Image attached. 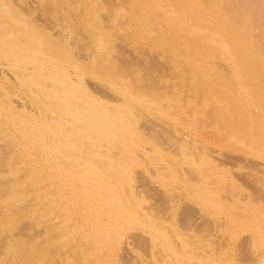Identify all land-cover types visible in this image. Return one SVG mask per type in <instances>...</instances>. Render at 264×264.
Masks as SVG:
<instances>
[{
	"label": "rangeland",
	"instance_id": "374dc122",
	"mask_svg": "<svg viewBox=\"0 0 264 264\" xmlns=\"http://www.w3.org/2000/svg\"><path fill=\"white\" fill-rule=\"evenodd\" d=\"M122 1L124 2V4L122 3ZM134 1L136 2V0ZM235 1L236 0H230L225 5L218 6L219 10L225 11L226 15L228 13L233 17L234 20L235 18L233 9L234 5L236 4ZM129 2L132 3V1L130 0ZM129 2L128 0H116V2L113 0H0V77L2 79V83L5 80V84L7 83V81L11 84H9V87L11 88L8 87V92H10L13 96L12 97L8 92H6V90H4L6 89L4 88L5 85L3 84V86L0 81V87H3V89H0V98L2 104L5 105L3 106L11 108L12 114L14 113L17 116H20L22 115L20 113L26 111H24V106L22 107L21 103L23 105L25 104V107L32 106L34 109L39 108L42 110L45 107V103L50 101L51 105H55L57 108V112L55 109L52 114L53 116L49 115L48 118H51V120H58L60 118L63 122L71 121V119L72 121H74V118H77V115H80V118L78 117L79 120H77V118L74 123L75 126H78V129H65L77 133L68 134L64 137L63 142H61L60 140H51L42 144L39 140H36L37 143H35L36 141L28 136V132L27 135L24 136V133L26 134L25 130L29 131V129H20L24 130V132L21 134V136L23 137H20L22 139L26 138L25 140H23V142L22 140H18L20 138H18L19 134H17V137L16 135L12 136L11 133H14L13 129L5 130V135L7 134L8 137L10 135L12 138H4V135H2L1 133V136L3 137V139H5V141H10H8L7 144L3 139H0V150H3V152H0V156L2 157L3 155V158L0 157V164L15 162L18 164L19 170L22 171V168L24 170L28 169L27 163H33L36 159H38L35 161L36 163L49 161L59 166V171L63 173L64 178L69 176L71 177L68 178L69 180L67 179V189H65V191L62 193V195L64 196L63 200H65V202L68 200L66 203L70 205V202L73 201L71 202L73 208H70L72 210L68 212V215H70L68 217L69 220L65 219L68 216L66 215L67 212L64 213L66 217H64V215L62 214L63 216H59L60 219H57L58 217H56V219H53L55 217L52 216L53 218L51 217L49 220V223L51 222L50 225L52 227L53 225L56 226L59 224H64L65 228L62 237H51V253H54L53 251H56L57 249L60 252L70 255L69 248L79 242V235H71L72 228L75 226L76 216L72 215L74 213L70 214V212H74L75 210L79 211V208H82V205L77 202V198L73 196L74 191L72 190V185L76 183V179H80V177L78 176L83 175V178H88V176L89 178H91V176L92 178L96 176H102L105 179L110 171L109 169H111L112 167L111 165H113V171H111L115 172L113 173L114 178H117V180L121 182V184L116 185L122 190L121 191L119 189L121 193V198L119 197L120 203H124L122 205L123 207H125L126 205L128 206V208L132 207L131 209H129L131 213H133L134 211L135 214L136 212L139 214H136L138 216L137 217L133 213V220H131L133 222L129 221L130 223L128 224V227L132 225L131 227H129V230L132 231L133 229L132 232L146 230L144 234L146 235L145 239L147 242V247L145 252L143 253L144 257L146 256L147 264H151L150 246L152 241L154 240L155 246H161L162 250V255L160 256V261L158 262V264H254L255 262L253 261H255L256 252H264V175L254 172L258 168L264 167H259L255 164L259 160V158L261 159V157L263 160H261V163L264 162V123L262 124V122H264V85H261L262 83L264 84V69L262 68L260 70H257L245 68L243 70V68L240 69L239 64L241 62L243 64H246L247 66L253 67L261 57L262 53L260 52V50H249L248 52L243 53L241 58L240 53L235 54L227 44L225 38L218 37L214 33L213 29H201L199 31L200 36H194V38L192 39V43L195 44L197 40L203 38L207 40L213 51L208 50L207 53L197 52L193 54L192 63H188L184 61V58H182L184 56L183 51L181 52V49L177 46L178 36L172 32L167 34L161 27L162 25H168L171 23V21L175 20V12L170 11L169 16H164L163 9L167 8L168 5H165L162 2L158 3L149 0H138V3L136 4L138 5L140 3L141 5H135V2H133V4H130L131 7L133 5V9L131 8L132 12L134 8L136 10H134L135 12L132 13L131 11H128L130 10ZM197 2L198 0H195V3ZM126 3H128V6H126ZM139 6L142 9H138ZM246 7L247 9L249 8V3L246 4ZM144 8L147 10H145ZM126 10L129 13H127ZM141 10L142 12H140ZM151 12H155L157 16L155 14H152ZM131 13L132 15H130ZM135 13H138V16ZM149 13H151V15ZM139 14L143 17H139ZM137 17H139V19L141 20L139 21ZM155 17L157 18L155 19ZM131 18H134V20ZM143 18L145 20L144 23H142ZM150 18L152 19L151 22L149 21ZM116 19H118L119 21H117ZM260 20L264 21V18H261ZM121 21H124V23ZM210 21L211 24L215 23L214 17H212L211 15ZM157 22H159L158 24L161 25H157ZM235 23L238 25H242L245 22L236 21ZM263 26V24L261 26L259 23L255 22L253 24V30H255L256 27ZM138 27L140 29H138ZM157 28L160 29L157 30ZM153 31H155V33H152ZM157 32L159 35L156 34ZM138 33L140 35H137ZM131 34L135 35V38L134 36L131 37ZM143 35H145V38L143 37ZM136 37H138V39H136ZM120 40L123 42H121ZM153 41L154 43H150ZM134 42H136L137 44ZM162 42H164L165 44H162ZM148 43H150L151 45H148ZM135 44L137 46H135ZM176 46L178 48H176ZM254 70H257L256 73ZM136 75H138V77H136ZM125 76L127 79L125 78ZM135 79L138 81H136ZM184 80L185 82H183ZM138 82L140 83L138 84ZM14 84L16 85V88ZM6 86L8 85L6 84ZM17 88H21L25 96L22 95L23 93L17 96L18 93L21 92ZM32 89H36L38 90L37 92L40 91V93H38L36 96V91H34V95H31L33 94L30 93L32 92ZM11 90L16 91V94ZM151 90L156 93L154 94L152 92V94L156 97L152 96V94H149L151 93ZM154 90H156V92ZM182 90V94L186 95L184 97L180 93L182 92ZM3 91L6 92V94H4ZM185 91H188V95L185 93ZM208 91L214 92V94L211 95V92ZM117 92L120 94V97L117 96ZM133 92H135L136 94H133ZM201 93L206 94H204L203 96V94ZM7 94L10 95V97L12 98L11 100L10 97L7 98ZM15 95L17 97H15ZM136 95H139V97ZM166 95L169 96L167 97ZM173 95H175V99ZM179 95L182 96L179 97ZM206 95H208V97ZM22 96L23 98H21ZM18 97L20 99H23L22 101L24 103ZM27 97H29V103L28 101H26ZM41 97L42 99H39ZM131 97H135L134 99H136L135 101H138V103L135 102ZM189 97L193 103L196 102L197 105L199 104V106L197 107L196 104H193L192 102L190 103L191 100H188V103L185 99H189ZM197 97L199 98L197 99ZM206 97L207 99L211 98L212 102L211 100L209 101V99L208 102L207 99H205ZM137 98L140 99V101L137 100ZM150 98H152L154 101ZM131 100L135 103H131ZM11 101L13 102L10 103ZM15 101H18V104ZM55 101L57 102L55 103ZM58 101L62 104L58 103ZM180 101L182 102L180 103ZM202 101L204 102L201 104ZM50 102H48V104H50ZM124 102L126 103L124 104ZM147 102L149 103V105ZM15 103L16 108L18 107L19 109H14L16 110V112L18 111L17 113L13 110L14 107H10ZM39 103H43V105H40ZM150 103H152L153 105H151ZM9 104L11 105L9 106ZM192 106L194 108H191ZM206 106L208 107V109ZM145 107L148 110H145ZM209 107L212 111H210ZM198 108H201V110L206 109L204 110L205 113L203 110L199 111ZM223 108L225 110H223ZM161 109H163L162 113ZM228 109L231 112L228 111ZM186 110H188V113ZM220 110H223L222 114H220ZM232 110L234 112H232ZM130 111L132 112V114L130 113ZM185 111L187 114H185ZM34 112V114H37L38 116V112ZM140 112H142V114ZM201 112L204 113L205 117H203V114ZM216 112L217 117L215 115ZM224 112L225 114H223ZM226 112H229L231 117L228 116L229 114H226ZM134 113L136 115H134ZM170 113L173 114L171 115ZM194 113L196 115H194ZM209 114L211 116L214 115L213 119ZM251 114L252 116L249 117V115ZM71 115H74L76 117ZM189 115L192 118H189ZM197 115L199 116V119L196 120ZM225 115L227 116L225 117ZM37 116L35 115V119H33L34 121L37 120ZM130 116L131 118H129ZM162 116H164L167 121ZM170 116H173L174 120H172ZM160 117L161 119H159ZM218 117L221 121L218 119ZM170 118L173 121V124L170 123ZM223 118L226 119V121L224 120L225 124L223 122ZM237 118H239V120L241 118V120L239 121ZM192 119L193 123H191V121H188ZM245 119L246 121H244ZM89 120L90 122L96 121L101 125H103L107 121L110 123L119 122L118 124L122 122L123 124L121 123V125L117 127L118 130H105L103 127H101V130L89 129V126L85 127L87 128L85 129L83 127V124L89 123ZM126 120H128V122H124ZM159 120H161L162 122ZM215 121L218 122L215 123ZM219 121L222 123L219 124ZM108 122L106 124L107 126ZM130 122L132 123L130 124ZM181 123L182 125H179ZM238 123H240V125ZM126 124L129 125L127 126ZM184 124L186 126L187 124L189 125L187 127L188 129L185 128L186 126ZM196 125L197 127H195ZM226 125H228V128ZM136 126L139 128H137ZM158 126L160 127L158 128ZM179 126H181L182 129L178 128ZM97 128H100V125ZM184 129H186L187 131H185ZM176 130H178L179 132ZM216 130L218 131L216 132ZM232 130L234 132H232ZM2 132L4 134V129H2ZM205 132L209 133V135ZM128 133L130 135V139H128ZM133 135L135 136V138L133 137ZM136 135L138 139L136 138ZM157 135L160 136L157 137ZM175 135L179 139L176 138ZM14 137H16L17 139H14ZM27 137L29 138L27 139ZM131 138L133 139L132 141ZM171 138H173L172 141ZM235 138L238 140H236ZM13 139L14 141H12ZM183 139L185 141H188L180 142ZM28 140L31 146L26 142ZM202 140L203 142L205 141L204 145L202 144ZM20 141H22L21 144ZM33 141L34 146H32ZM244 141L247 145H250L248 146L250 151L245 148L247 145L244 143ZM38 142L40 143L38 144ZM190 142H192L191 144L193 147L190 146ZM22 143H25V145H22ZM135 143L137 145H135ZM206 143L207 145H205ZM218 143L220 144L218 145ZM243 144H245L244 147ZM251 144H253L255 147L251 146ZM19 145H22V147H20ZM27 145L29 146L26 147ZM177 145H179V147ZM129 146L137 147H135L136 149H133V147L131 148ZM204 146H207V149ZM221 146H223L222 149H219L221 148ZM36 147L38 149L42 148V151H38L37 149V151H35ZM250 147H253L252 150L255 153L251 152L252 150ZM152 148L155 149V151ZM203 148L205 151L203 150ZM189 149H192V151ZM20 150L24 151L26 155L24 152H22L24 153L22 154ZM176 150H178V152ZM182 151L184 152L182 153ZM186 151H189L191 153L188 152L189 154H185L186 156L182 155L186 153ZM194 152H198L199 154H194ZM245 152L251 153L248 156V154ZM197 154L200 155V157H198ZM41 155H45V157ZM68 155L69 157L73 155V158L67 157ZM229 155H236L240 157L231 161L226 158L227 156L229 157ZM99 156L102 160H94V158L98 159ZM183 156L185 157L183 158ZM212 156L215 159H213ZM32 157H34L33 162ZM187 157L190 161L188 160L185 162L183 159H188ZM191 157H193L194 160H192L193 158ZM106 158L108 160H106ZM199 158H201L202 162ZM70 161L73 165H71ZM88 161H90L88 165V167L90 166L89 168L86 166L88 164ZM95 161L101 162L99 164L101 166L99 167L98 163ZM199 161L201 163H199ZM107 163L108 165H106ZM141 163H145L146 166L145 164L142 165ZM223 163L224 166L222 165ZM60 164L63 166H61ZM254 164L256 165L255 167ZM66 165L68 166V168L71 166V168L68 169ZM225 165L231 167V170L228 169V171ZM105 167L109 171L106 170ZM130 167H133L134 169L131 170L132 168L130 169ZM80 168H83V170H81ZM95 168L96 170L94 171ZM197 168L199 171L197 170ZM211 168L214 171L211 170ZM64 169L65 171H70L71 169L72 170L69 173L68 171H66L67 173L64 174ZM87 169L90 170L88 171ZM124 169L127 170V172L130 174H128ZM92 170L94 171V173L90 172ZM100 170H102L101 173ZM130 170L132 172H130ZM140 170H142L144 174H142L143 172L141 173ZM195 170H197L198 172ZM105 171H108V173L105 174ZM157 171L159 175L156 176L155 172L157 173ZM97 172L99 173L98 175H96ZM77 173L79 175H77ZM232 173L234 175H232ZM109 174L110 175H108V177L106 178L114 180V178H110L113 177L112 173L110 172ZM132 174L134 176L136 175L135 179ZM214 174L216 176H214ZM254 174H256V177ZM118 178H120V180ZM131 178H133L134 181ZM126 179L128 183L127 181H125ZM71 180H73L74 182ZM105 184L107 186L109 185V183H106L104 181L105 189L103 188V190L100 192H104V190H106L110 193L111 191ZM139 184H141V186H138ZM118 185H120V187ZM122 185L124 187V190L123 188H121ZM145 186H147V188H150L147 189ZM135 188L136 191L132 190ZM136 192L137 194L135 195ZM142 194L144 196L145 203L143 201L144 199ZM103 195L108 197L109 194L105 193ZM131 196L134 198V200L133 198H131ZM52 197L54 198V195ZM159 197L162 199H160ZM69 199L71 201H69ZM126 199H128L130 202H128V200ZM104 200L109 202L111 198L109 196V201L106 198H104ZM74 202L77 207L74 205ZM141 203L144 207L143 209L138 208ZM103 206L104 208L111 207L112 209H115V207H113L114 205L112 204H110V206H107L106 204ZM74 207L75 210H73ZM138 210L145 212L141 213L140 211L139 213ZM186 210L188 211V214ZM142 214L144 216H142ZM139 216L141 220L139 219ZM145 216H147V218ZM183 216L186 217H184L185 220ZM143 217L146 222H143L144 224H141L145 229H142L141 226H138V224L144 220ZM193 217L194 220L192 219ZM136 218L140 221L137 222ZM134 221H136L137 224ZM148 224H151V227H154V231L151 229V227L150 229L148 228ZM134 226L136 227L135 230ZM147 230H149V232H147ZM150 231H152L151 234L153 236L149 234ZM154 232L157 235H155ZM153 238L156 239L153 240ZM243 244H246V248L248 250L247 258H243L241 256V246ZM57 247H59V249ZM71 264L76 263L74 261Z\"/></svg>",
	"mask_w": 264,
	"mask_h": 264
},
{
	"label": "bare ground",
	"instance_id": "6f19581e",
	"mask_svg": "<svg viewBox=\"0 0 264 264\" xmlns=\"http://www.w3.org/2000/svg\"><path fill=\"white\" fill-rule=\"evenodd\" d=\"M116 2V0H113ZM132 1L129 2V6L130 4H133V2H135L134 0H130ZM141 1V0H140ZM144 1V0H143ZM149 1H155V2H162L163 4L165 5H168L167 8H164L163 9V15L164 16H169L170 14V11H174L175 14H176V18L174 21H171L170 24L168 25H162L161 27L164 29V32H166L167 34L168 33H174L175 37L178 38V47L181 49V52L183 51L184 53V56L182 58H184L186 62H190L192 63V58H193V54L197 53V52H203V53H207L208 50L209 51H213L211 46L209 45V43L207 42V40L201 38L199 40H197V42L195 44L192 43V39L194 38V36H200L199 34V31L201 29H213L214 30V33L218 36V37H223L225 38V40L227 41V44L230 46V48L232 49V51L235 53V54H239L241 55V58H242V54L243 53H246L248 52L249 50L250 51H256V50H260V55L261 57L259 58V60L257 61V63L251 67V66H247L246 64H243L240 62L239 64V67L240 69L243 68V70L245 68H248V69H264V26L263 27H256L255 30H253V24L255 22L259 23L261 26L262 24L264 25V21L260 20L261 18H264V0H236L235 1V5H234V9H233V14H234V18L235 20L233 19L232 16H230L228 13L227 16L225 11H221L219 10L218 6H222V5H225L226 3H228L230 0H198L197 3H195V0H149ZM119 2V1H118ZM117 2V3H118ZM146 2V1H145ZM114 3V2H113ZM116 3V4H117ZM122 3L124 4V2L122 1ZM136 3H138V0H136L135 2V5H137ZM142 3V2H141ZM157 3V4H158ZM249 3V8L247 9L246 7V4ZM121 4V3H120ZM119 4V5H120ZM128 6V3H126ZM140 4V3H139ZM138 4V5H139ZM137 5V6H138ZM141 5V4H140ZM143 5V4H142ZM153 5V4H152ZM164 5V7H165ZM117 6V5H116ZM123 6V5H122ZM125 6V7H126ZM149 6V5H148ZM120 7V6H119ZM118 7V8H119ZM124 7V6H123ZM133 7V5H132ZM131 6L129 7L130 10L128 11H131L132 12V8ZM135 7V6H134ZM142 7V6H141ZM145 7V5H144ZM132 8V9H131ZM137 8V7H136ZM140 8V6L138 7V9ZM148 8V7H147ZM151 8V7H150ZM149 8V10H150ZM137 9V10H138ZM142 9V8H140ZM145 9V8H144ZM126 10V11H127ZM135 10V8H134ZM133 10L132 13H134L135 11ZM147 10V9H145ZM159 10V9H158ZM161 10H162V7H161ZM124 11V10H123ZM127 11V13H129ZM144 11V10H143ZM142 12V10L140 11ZM145 12V11H144ZM143 12V13H144ZM153 12V10H152ZM151 12V13H152ZM132 13L130 15H132ZM139 13V11H138ZM138 13H135L137 16H138ZM142 13V14H143ZM151 13H149L151 15ZM122 14V13H121ZM141 14V13H140ZM139 14V17H143L142 15L140 16ZM146 14V12H145ZM152 14H155L152 13ZM147 15V14H146ZM146 15H145V18H146ZM156 15V14H155ZM161 15V14H160ZM159 15V16H160ZM210 15L212 17H214V22L213 24H211L210 22ZM117 16V15H116ZM126 16V15H125ZM128 16V14H127ZM157 16V15H156ZM162 16V15H161ZM163 16V18H164ZM133 17V16H131ZM139 17H137L139 19ZM150 17V16H149ZM135 18V17H134ZM134 18H131L134 20ZM136 18V19H137ZM148 18V17H147ZM157 17H155L156 19ZM160 18V17H159ZM162 18V19H163ZM154 19V21H155ZM117 21H119L118 19H116ZM128 20H129V17H128ZM141 19H139L140 21ZM144 23V18L142 20ZM150 22L152 21V19L150 18L149 20ZM148 21V22H149ZM164 21V20H163ZM236 21H243L245 22L244 24L242 25H238L236 24L235 22ZM124 23V21H121ZM128 22V21H126ZM131 22V21H130ZM167 22V21H166ZM147 23V22H146ZM159 22H157V25H161V24H158ZM165 23V22H164ZM120 24V22H119ZM151 24V23H149ZM131 25V24H130ZM131 27V26H130ZM149 27V26H148ZM153 27V26H152ZM156 27V26H154ZM122 28V26H121ZM129 28V27H128ZM127 28V29H128ZM134 28V27H133ZM126 29V28H125ZM138 29H140L138 27ZM150 29V28H149ZM160 29V28H157V30ZM123 30V29H122ZM129 30V29H128ZM131 30V29H130ZM137 30V29H136ZM120 31V30H119ZM132 32V31H131ZM136 32V31H135ZM140 32V31H139ZM123 33V31H122ZM134 33V32H133ZM137 33V32H136ZM150 33V32H149ZM152 33H155V31H153ZM158 34V32L156 33ZM137 35H140L139 33ZM153 35V34H152ZM159 35V34H158ZM134 36L135 38V35H132L131 34V37ZM145 35H143L144 37ZM156 36V35H155ZM154 36V37H155ZM162 36V35H161ZM170 37V36H169ZM128 38V37H127ZM126 38V39H127ZM145 38V37H144ZM162 38V37H161ZM172 38V36H171ZM174 38V37H173ZM175 38V39H177ZM136 39H138V37H136ZM155 39V38H154ZM133 40V39H132ZM150 40V39H149ZM161 40V39H160ZM164 40V39H163ZM168 40V39H166ZM165 40V41H166ZM121 41V40H120ZM139 41V40H137ZM123 42V41H121ZM128 42V41H126ZM143 42V41H141ZM158 42V41H157ZM136 43V42H134ZM150 43H154L153 42H150ZM150 43H148V45H151ZM160 43V42H159ZM164 42H162L163 44ZM126 44V43H125ZM128 44V43H127ZM131 44V43H130ZM137 44V43H136ZM135 44V46H137ZM165 44V43H164ZM146 45V44H145ZM170 45V44H169ZM134 46V47H135ZM159 46V45H158ZM163 46V45H162ZM167 46V45H166ZM165 46V47H166ZM175 46V45H173ZM176 46V48H178ZM120 47V46H119ZM131 47V46H130ZM155 47V46H154ZM153 47V48H154ZM160 47V46H159ZM168 47V46H167ZM166 47V48H167ZM175 48V47H174ZM175 48V49H176ZM165 49V48H164ZM152 50H155V49H152ZM179 50V49H178ZM183 61V60H182ZM215 66V64H214ZM256 70V71H257ZM249 71V70H247ZM255 71V70H254ZM255 71V73H256ZM135 72V71H133ZM132 72V73H133ZM261 72V71H259ZM1 73V72H0ZM261 74V73H260ZM130 75V74H128ZM250 75V74H249ZM258 75V74H257ZM212 76V75H211ZM136 77H138V75H136ZM126 78V76H125ZM196 78V77H195ZM256 78V77H255ZM127 79V78H126ZM141 79V78H140ZM144 79V78H143ZM231 79V78H230ZM258 79V78H257ZM4 80V79H3ZM136 80V79H135ZM183 80V79H182ZM191 80V79H190ZM189 80V81H190ZM200 80V79H199ZM0 81L2 83V79L0 77ZM5 81V80H4ZM2 83V85L4 84L6 89V92L9 91L8 87H9V82L7 81V85L4 83ZM138 81V80H136ZM141 81V80H140ZM145 81V80H144ZM194 81V80H193ZM197 81V80H196ZM233 81V80H232ZM254 81V79H253ZM185 82V80L183 81ZM0 83V85H1ZM140 82H138L139 84ZM188 83V81H187ZM194 83V82H193ZM197 83V82H196ZM182 84V83H180ZM185 84V83H184ZM198 84V83H197ZM201 84V82H200ZM3 85V86H4ZM11 85V84H10ZM15 85V84H14ZM13 85V86H14ZM141 85V84H140ZM186 85V84H185ZM184 85V86H185ZM189 85V83H188ZM194 85V84H193ZM192 85V86H193ZM262 86L264 85L263 83L261 84ZM197 86V85H196ZM18 87V86H17ZM147 87V86H146ZM183 87V86H182ZM191 87V86H190ZM194 87V86H193ZM255 87V86H254ZM3 89V87L1 86L0 89ZM11 88V87H9ZM13 88V87H12ZM15 88H16V85H15ZM152 88V87H151ZM157 88V87H156ZM159 88V87H158ZM189 88V86H188ZM196 88V87H195ZM261 88V87H260ZM8 89V90H7ZM19 89V88H17ZM191 89H194V88H191ZM254 89V88H253ZM15 90V89H14ZM14 90H11L13 91V93L16 94V91ZM21 92L18 93L17 96H19V94H22V89L20 88L19 89ZM149 90V89H148ZM180 90V89H179ZM184 90V88H183ZM183 90L182 92H180L181 94L183 93ZM260 90V89H259ZM36 91V93L34 92ZM38 90H33L32 89V92L30 93H33L31 95H34V93L37 94L40 93L37 92ZM156 92V90H154ZM161 91V90H160ZM198 91V89H197ZM213 91V90H211ZM211 91H208V92H211ZM4 92V91H3ZM6 92H4V94H6ZM150 92V91H149ZM152 90H151V93L149 94H152ZM188 92V91H187ZM187 92L185 91V93L187 94ZM204 92V91H203ZM255 92V91H254ZM10 95L11 93L8 92ZM135 92H133L134 94ZM154 93V92H153ZM158 93V91H157ZM162 93V92H160ZM177 93V92H176ZM207 93V92H206ZM204 93V94H206ZM219 93V92H218ZM7 94V98L10 97V95ZM123 94V93H122ZM136 94V93H135ZM156 94V93H154ZM195 94V93H194ZM198 94V93H197ZM203 94V93H201ZM203 94V96H204ZM211 95L214 94V92H211L210 93ZM208 94V95H210ZM260 94V92H259ZM24 95V93L22 94ZM161 95V94H160ZM183 95V94H182ZM182 95H179L182 96ZM188 95V94H187ZM208 95H206L208 97ZM216 95V94H215ZM264 95V94H263ZM6 96V95H5ZM12 96V95H11ZM15 95V97H17ZM25 96V95H24ZM40 96V95H38ZM117 96L120 97V94L117 92ZM139 97V95H136ZM149 96V95H148ZM152 96H155L152 94ZM151 96V97H152ZM167 97L169 95H166ZM174 96V99H175V95ZM177 96V95H176ZM186 96V95H183V97ZM199 96V95H198ZM202 96V98H203ZM217 96V95H216ZM257 96V95H256ZM13 97V96H12ZM43 97V96H42ZM39 98V99H42ZM156 97V96H155ZM159 97V95H158ZM200 97V96H199ZM197 97V99L199 98ZM207 97L205 99H207ZM212 97V96H211ZM5 98V97H4ZM19 98V97H18ZM23 98V96L21 97ZM38 98V97H37ZM45 98V97H44ZM133 98V97H131ZM135 98V97H134ZM133 98V99H134ZM154 98V97H153ZM177 98V97H176ZM188 98V97H187ZM260 98V97H259ZM258 98V99H259ZM12 98L10 97V100ZM20 99V98H19ZM25 99V98H24ZM29 97H27L26 101H28ZM50 99V98H49ZM123 99V98H121ZM152 99V98H150ZM156 99V98H154ZM160 99V98H159ZM163 99V98H162ZM161 99V100H162ZM170 99V98H169ZM183 99V98H182ZM181 99V100H182ZM185 99V98H184ZM209 99V98H208ZM207 99V101H208ZM215 99V98H214ZM218 99V98H217ZM216 99V100H217ZM21 101L23 99H20ZM45 100V99H44ZM47 100V98H46ZM126 100V99H125ZM129 100V99H127ZM136 99H134L135 101ZM137 100L140 101V99L137 98ZM153 100V99H152ZM157 100V99H156ZM188 103L189 101L188 100H191L190 97L189 99H185ZM211 100V98L209 99V101ZM14 101V100H13ZM13 101H11L10 103H12ZM25 101V100H24ZM43 101V100H42ZM123 101V100H121ZM145 101V100H144ZM149 101V100H148ZM154 101V100H153ZM194 101V100H193ZM196 101V100H195ZM201 101V100H200ZM199 101V102H200ZM205 101V100H204ZM202 101L201 104L204 102ZM208 101V102H209ZM215 101V100H214ZM17 102L18 104V101H15ZM23 102V101H22ZM46 102V101H45ZM50 102V101H48ZM48 102L45 103V107L44 109H34L32 106H31V103H30V106H27L25 107V104L23 105L21 102V105L22 107L24 106V111L28 109V111L26 112H23V113H20L22 115H15L14 113L12 114L11 113V108L9 107H4L5 105L2 104V101H1V98H0V136H1V133L2 135H4V138L5 137H8L7 134L5 135V130H10V129H13L14 133L12 132V136L13 135H16L17 137V134H19L18 138L21 136V134L24 132L25 129H29L28 130H25L26 134L24 133V136L27 135V132H28V136L31 138V139H34V141H40L42 144L48 142V141H51V140H56V141H61L63 142L64 141V137L67 136L68 134H72V133H77V132H71V131H68V130H65V129H78V126H75L74 123H75V120L79 117L80 118V115L78 116L77 115V118H74L75 120L72 121H62L60 118L58 120H51V118L49 119V115L51 116L54 112V110L56 109V112H57V108L55 105H51V102L50 104H48ZM57 101H55L56 103ZM133 101L131 100V103ZM138 103V101H135ZM133 102V103H135ZM162 102V101H161ZM177 102V101H175ZM182 101H180L181 103ZM192 102V100L190 101V103ZM206 102V103H208ZM212 102V100H211ZM210 102V103H211ZM5 103V102H4ZM24 103V102H23ZM29 103V101H28ZM53 103V104H55ZM58 103H61L58 101ZM57 103V104H58ZM126 102H124L125 104ZM148 103V102H147ZM154 103V102H153ZM171 103V102H170ZM193 103V102H192ZM216 103V102H215ZM220 103V102H219ZM218 103V104H219ZM40 105L43 103H39ZM62 104V103H61ZM123 104V103H122ZM130 104V103H129ZM144 104V103H143ZM151 105H153L152 103H150ZM164 104V102H163ZM172 104V103H171ZM193 104H196L197 103H193ZM212 104V103H211ZM4 105V106H3ZM11 104H9L10 106ZM28 105V104H26ZM60 105V104H59ZM138 105V104H136ZM135 105V107H136ZM149 105V103H148ZM170 105V104H169ZM184 105V104H183ZM186 105V104H185ZM205 105V104H204ZM203 105V106H204ZM207 105V104H206ZM209 105V104H208ZM220 105V104H219ZM64 106V105H63ZM124 106V105H123ZM174 106V104H173ZM178 106V104H177ZM182 106V104H181ZM191 106V105H190ZM199 106V104L197 105V107ZM217 106V105H215ZM10 107H14V109H18V107L16 108V103L13 105V106H10ZM21 107V108H22ZM65 107V106H64ZM63 107V108H64ZM139 107V106H138ZM137 107V109H138ZM141 107V106H140ZM147 107V106H146ZM145 107V110H148L146 109ZM201 107V106H200ZM207 107V106H206ZM214 107V106H213ZM212 107V108H213ZM220 107V106H219ZM227 107V106H226ZM231 107V106H230ZM20 108V109H21ZM26 108V109H25ZM172 108V107H170ZM183 108V107H182ZM186 108V107H184ZM191 108H194L193 106ZM234 108V107H233ZM246 108V107H245ZM23 109V108H22ZM62 109V108H61ZM124 109V108H123ZM131 109V108H130ZM143 109V108H141ZM208 109V107H207ZM210 109V107H209ZM215 109V108H214ZM16 110H14L16 112ZM19 110V109H18ZM122 110V108H121ZM161 113L163 112V109H161ZM198 110L200 111L201 108ZM203 111L206 110V109H202ZM201 110V111H202ZM216 110V109H215ZM219 110V109H218ZM223 110H225L223 108ZM222 110V111H223ZM227 110V109H226ZM34 111H37L38 112V116L37 114H34L35 112ZM124 111V110H123ZM128 111V109H127ZM141 111V110H140ZM158 111V110H157ZM160 111V110H159ZM174 111V110H173ZM187 113H188V110H186ZM185 111V114H187ZM192 111V110H190ZM189 111V112H190ZM197 111V112H199ZM208 111V110H207ZM210 111H212L210 109ZM221 111V110H220ZM222 111L220 114H222ZM228 111H230L228 109ZM18 112V111H17ZM16 112V113H17ZM21 112V111H19ZM139 112V111H138ZM155 112V111H154ZM231 112V111H230ZM232 112H234L232 110ZM125 113V112H124ZM130 113L132 114V112L130 111ZM142 114V112H140ZM145 113V112H144ZM153 113V112H152ZM151 113V115H152ZM165 113V111H164ZM168 113V112H167ZM202 113V112H201ZM205 113V111H204ZM203 114V117H205V115ZM210 113V112H209ZM215 113V112H214ZM213 113V114H214ZM229 114V112H226V114ZM246 113V112H245ZM60 114V112H59ZM171 114V113H170ZM173 114V113H172ZM171 114V115H172ZM199 114V113H198ZM201 114V115H202ZM225 114V112L223 113ZM234 114V113H233ZM35 115L38 117L36 121H34L33 119H35ZM126 115V114H125ZM129 115V113H128ZM134 115H136L134 113ZM147 115H148V112H147ZM146 115V116H147ZM150 115V114H149ZM169 115V114H168ZM194 115H196L194 113ZM193 115V116H194ZM210 115V114H209ZM207 115V116H209ZM216 117H217V112H216ZM236 115V113H235ZM244 115V114H243ZM53 116V115H52ZM71 116H74V115H71ZM82 116V115H81ZM86 116V115H85ZM83 116V117H85ZM88 116V115H87ZM167 116V115H166ZM186 116V115H185ZM206 116V117H207ZM214 116V115H213ZM213 116L210 115V117H212L213 119ZM227 115H225L226 117ZM230 116V114L228 115ZM239 116V115H238ZM242 116V115H241ZM248 116V115H247ZM252 116L249 115V117ZM57 117H60V116H57ZM76 117V116H74ZM126 117V116H125ZM134 117V116H133ZM132 117V118H133ZM164 117V116H162ZM171 117V116H170ZM202 117V118H203ZM231 117V116H230ZM73 118V117H72ZM79 118L77 120H79ZM82 118V117H81ZM131 118V116L129 117ZM145 118V117H144ZM153 118V117H152ZM158 118V116H157ZM165 118V117H164ZM172 120H174V117L172 116L171 117ZM170 118V120H171ZM189 118H192L190 117L189 115ZM195 118V117H194ZM201 118V117H200ZM236 118V117H235ZM242 118V117H241ZM240 118V120H241ZM246 118V117H245ZM70 119V117H69ZM125 119V118H124ZM161 119V117L159 118ZM166 119V118H165ZM199 119V116L197 115V118L196 120ZM216 119V118H215ZM219 119V117H218ZM231 119V118H230ZM233 119V118H232ZM239 120V118H237ZM254 119V118H253ZM260 119V118H259ZM86 120V119H85ZM93 120V119H92ZM171 120L168 121L170 123H172L173 121ZM220 120V119H219ZM226 119L223 118V122L225 124V121ZM229 120V119H228ZM234 120V119H233ZM239 120V121H240ZM251 120V119H250ZM122 121V120H121ZM161 121V120H159ZM167 121V119H166ZM188 121H191V123H193V119L192 120H188ZM221 121V120H220ZM219 121V122H220ZM246 121V119L244 120ZM242 121V122H244ZM257 121V120H256ZM89 123H86V124H83V127H88L89 129H102L101 127H103L105 130L106 129H117L118 130V126L121 125L118 124V123H110L108 122V126L106 125L107 122H105L103 125L97 123L96 121H93V122H90V120L88 121ZM124 122H128V120L124 121ZM135 122V121H134ZM139 122V121H138ZM141 122V121H140ZM146 122V121H145ZM162 122V121H161ZM164 122V121H163ZM200 122V120H199ZM218 122V121H217ZM215 121V123H217ZM236 122V121H235ZM79 123V122H78ZM132 122H130L131 124ZM160 123V122H159ZM222 122H220L219 124H221ZM227 123V122H226ZM247 123V122H246ZM264 122H262L263 124ZM123 124V123H122ZM136 124V123H135ZM134 124V125H135ZM139 124V123H138ZM144 124V123H143ZM147 124V123H145ZM158 124V122H157ZM173 124V123H172ZM198 124V123H197ZM235 124V123H234ZM237 124V123H236ZM240 125V123H238ZM100 125V128H97L98 126ZM127 126L129 124H126ZM179 125H182L179 124ZM185 125V124H184ZM190 125V123H189ZM187 124V126L185 128H187L189 126ZM193 125V124H192ZM195 125V124H194ZM199 125V124H198ZM229 125V124H228ZM228 125L227 128H228ZM232 125V124H231ZM230 125V126H231ZM107 126V127H106ZM144 126V125H143ZM200 126V125H199ZM214 126V125H213ZM218 126V125H217ZM216 126V127H217ZM229 126V127H230ZM244 126V125H243ZM242 126V127H243ZM248 126V125H247ZM253 126V125H252ZM258 126V125H257ZM126 127V126H125ZM137 127V126H136ZM150 127V126H149ZM160 126H158L159 128ZM169 127V126H168ZM183 127V126H182ZM191 127V126H190ZM197 127V125L195 126ZM215 127V126H214ZM237 127V125H236ZM264 127V126H263ZM128 128V127H127ZM139 128V127H137ZM145 128V127H144ZM157 128V127H156ZM178 128H181V126H179ZM184 128V127H183ZM202 128V127H201ZM209 128V127H208ZM226 128V129H227ZM241 128V127H240ZM246 128V127H245ZM2 129H4V134L2 132ZM20 129H24V130H20ZM30 129H37V130H30ZM87 129V128H85ZM123 129V128H122ZM125 129V128H124ZM182 129V128H181ZM188 129V128H187ZM205 129V128H204ZM219 129V128H218ZM231 129V128H230ZM239 129V127H238ZM237 129V130H238ZM258 129V128H257ZM128 130V129H126ZM130 130V129H129ZM137 130V129H136ZM143 130V128H142ZM160 130V129H158ZM164 130V129H163ZM173 130V129H172ZM185 131H187L186 129H184ZM183 130V131H184ZM224 130V129H223ZM243 130V129H241ZM245 130V129H244ZM256 130V129H255ZM261 130V129H260ZM109 131V130H108ZM107 131V132H108ZM162 131V130H160ZM178 131V130H176ZM192 131V130H191ZM191 131H188V132H191ZM213 131V130H212ZM218 130H216L217 132ZM220 131V130H219ZM235 131V129H234ZM232 130V132H234ZM239 131V130H238ZM11 132V131H10ZM151 132V131H150ZM157 132V131H156ZM159 132V131H158ZM179 132V131H178ZM208 132V131H207ZM205 132V133H207ZM221 132V131H220ZM230 132V131H229ZM30 133V135H29ZM111 133V132H110ZM113 133V132H112ZM135 133V132H134ZM132 133V134H134ZM177 133V132H175ZM203 133V131H202ZM225 133V131H224ZM237 133V132H236ZM257 133V132H255ZM131 134V133H130ZM137 134V133H136ZM148 134V133H146ZM164 134V132H163ZM179 134V133H177ZM189 134V133H188ZM209 135V133H207ZM211 134V133H210ZM213 134V133H212ZM218 134V133H216ZM222 134V132H221ZM242 134V133H240ZM245 134V133H244ZM162 135V134H161ZM204 135V133H203ZM223 135V134H222ZM221 135V136H222ZM230 135V134H229ZM237 135V134H236ZM128 139H130V135L128 133ZM139 136H140V133H139ZM142 136V134H141ZM156 136V134H155ZM160 136V135H157V137ZM178 136V135H177ZM192 136V135H190ZM224 136V135H223ZM10 139L12 138L10 135H9ZM8 137V138H9ZM16 137H14V139H17ZM23 137V136H21ZM20 137V138H21ZM27 137V139L29 138ZM133 137L135 138V136L133 135ZM132 137V138H133ZM165 137V136H164ZM167 137V136H166ZM172 137V136H170ZM176 137V135H175ZM186 137V136H185ZM210 137V136H209ZM214 137V136H213ZM225 137V136H224ZM243 137V135H242ZM18 139V140H25L24 138L22 139ZM131 138V141L133 140ZM136 138H137V135H136ZM141 138V137H140ZM139 138V140H140ZM174 138V137H173ZM171 138V141L172 139ZM178 138V137H176ZM195 138V137H194ZM220 138V137H219ZM233 138V137H232ZM237 138V137H236ZM235 138V139H236ZM1 140L3 139V137L1 136L0 138ZM14 139L12 141H14ZM138 139V138H137ZM179 139V138H178ZM191 139V137H190ZM222 139V138H221ZM227 139V138H226ZM0 140V142H1ZM4 142H8L10 140H6L3 139ZM147 140V138H146ZM168 140V138H167ZM176 140V139H175ZM195 140V139H194ZM218 140V139H217ZM231 140V139H230ZM238 140V139H236ZM17 141V140H16ZM20 141V144L21 142ZM31 141V140H30ZM34 141H33V145L34 146ZM37 141L35 143H37ZM69 141V140H68ZM129 141V140H128ZM174 141V140H173ZM185 141L184 139L180 142H183ZM188 141V140H187ZM185 141V142H187ZM190 141V140H189ZM193 141V140H192ZM198 141V140H197ZM216 141V140H215ZM240 141V140H239ZM246 141V140H245ZM244 141V143H245ZM24 142V141H23ZM28 144L30 143L29 140L26 141ZM38 142V144L40 143ZM55 142V141H54ZM109 142V141H108ZM134 142V141H133ZM132 142V143H133ZM136 142V141H135ZM141 142V141H140ZM146 142V141H145ZM178 142V141H177ZM184 142V143H185ZM205 142V141H204ZM204 142L202 140V144L204 145ZM207 142V141H206ZM209 142V141H208ZM233 142V141H232ZM249 142V141H248ZM16 143V142H15ZM14 143V144H15ZM19 143V142H17ZM129 143V142H128ZM143 143V142H142ZM169 143V142H167ZM192 142H190L191 144ZM201 143V141H200ZM212 143V141H211ZM210 143V144H211ZM216 143V142H215ZM237 143V142H236ZM251 143V142H250ZM248 143V144H250ZM5 144V143H4ZM8 144V143H7ZM12 144V143H11ZM130 144V143H129ZM128 144V145H129ZM155 144V143H154ZM153 144V145H154ZM195 144V143H194ZM198 144V142H197ZM201 144V145H202ZM220 143H218L219 145ZM241 144V142H240ZM246 144V143H245ZM245 144H243V147L245 146ZM262 144V143H261ZM264 144V143H263ZM10 145V144H9ZM18 145V144H17ZM22 145H25V143ZM22 145L20 147H22ZM30 145V144H29ZM29 145H27L26 147H28ZM134 145V144H133ZM135 145H137L135 143ZM181 145V144H179ZM179 145H177L179 147ZM186 145V144H185ZM188 145V143H187ZM207 145V143L205 144ZM216 145V144H215ZM229 145V143H228ZM247 145V144H246ZM31 146V145H30ZM39 146V145H38ZM37 146V147H38ZM41 146V145H40ZM192 146V144L190 145ZM200 146V145H199ZM210 146V145H208ZM214 146V145H213ZM235 146V145H234ZM250 145H247L245 148L249 150V147ZM251 146H254L253 144H251ZM9 147V146H7ZM17 147V146H16ZM35 148V151H39L41 150L42 151V148L41 149H38V148ZM43 147V145H42ZM46 147V146H44ZM131 147V146H129ZM133 147V146H132ZM131 147V148H132ZM137 147V146H134L133 149ZM152 147V146H151ZM157 147V146H156ZM183 147V146H182ZM193 147V146H192ZM195 147V146H194ZM203 147V146H202ZM205 147V146H204ZM207 147V146H206ZM205 147V148H206ZM223 146H221V148L219 149H222ZM231 147V146H230ZM255 147V146H254ZM5 148V147H4ZM176 148V147H175ZM214 148V147H213ZM212 148V149H213ZM251 148V147H250ZM258 148V147H256ZM2 149V148H1ZM9 149V148H8ZM15 149V148H14ZM37 149V150H36ZM136 149V148H135ZM153 149V148H152ZM151 149V150H152ZM194 149V148H193ZM197 149V147H196ZM200 149V148H199ZM207 149V148H206ZM209 149V148H208ZM253 149V147L251 148V150ZM10 150V149H9ZM24 150V148H23ZM27 150V149H26ZM32 150V149H30ZM52 150V149H51ZM155 151V149H153ZM157 150V149H156ZM175 150V149H174ZM192 151V149H189ZM204 150V148H203ZM258 150V149H257ZM262 150V149H261ZM3 152V150H0V152ZM5 151V150H4ZM8 151V150H7ZM21 151V150H20ZM29 151V149H28ZM178 152V150H176ZM175 151V152H176ZM199 151V150H197ZM205 151V150H204ZM250 151V150H249ZM247 151V152H249ZM24 152V151H21V153ZM52 152V151H51ZM184 151H182L183 153ZM189 151H186V153L182 154V155H185L187 154ZM202 152V151H201ZM245 152V153H247ZM252 153H255L253 150L251 151ZM250 152V153H251ZM258 152V151H257ZM263 152V151H262ZM25 153V152H24ZM22 153V154H24ZM39 153V152H38ZM42 153V152H41ZM191 153V152H189ZM188 153V154H189ZM195 153H198V152H194ZM203 153V152H202ZM213 153V152H211ZM217 153V151H216ZM215 153V155H216ZM250 153H247L248 156ZM8 154V153H7ZM40 154V153H39ZM192 154V155H194ZM199 154V153H198ZM198 157H200V155H198ZM204 154V153H203ZM220 154V153H219ZM263 154V153H262ZM1 155V154H0ZM20 155V154H19ZM26 155V153H25ZM24 155V156H25ZM202 155V154H201ZM257 155V153H256ZM18 156V155H16ZM21 156V155H20ZM33 156V155H31ZM39 156V155H37ZM43 156V155H41ZM53 156V154H52ZM73 156V155H72ZM69 157V155L67 157L69 158H73V157ZM102 156V155H101ZM186 156V155H185ZM183 156V158L185 157ZM262 156V155H261ZM1 157V156H0ZM22 157V156H21ZM45 157V155L43 156ZM75 157V156H74ZM91 157V156H90ZM95 157V156H94ZM105 157V156H104ZM104 157H103V160H104ZM180 157V155H179ZM189 157V156H188ZM187 157V158H188ZM209 157V156H208ZM213 157V156H212ZM240 156H236V155H229V157L227 156L226 158H228L229 160H234L236 158H239ZM264 157V156H263ZM3 158V155L2 157ZM6 158V157H5ZM18 158V157H17ZM30 158V157H29ZM37 158V157H36ZM35 158V159H36ZM77 158V157H76ZM182 158V157H181ZM193 158V157H191ZM190 158V159H191ZM210 158V157H209ZM208 158V159H209ZM28 159V158H27ZM31 159V158H30ZM57 159V158H55ZM93 159V158H92ZM91 159V160H92ZM140 159V158H139ZM197 159V158H196ZM201 160V158H199ZM203 159V158H202ZM213 159H215L213 157ZM218 159V158H217ZM216 159V160H217ZM34 160V157H32V162ZM38 160V159H36ZM34 160L33 163H27V170H24L22 167V171L19 170L18 168V164L17 163H2L0 164V264H71L75 261L76 264H147L146 262V256L144 257V253L145 250H146V245H147V242H146V235L144 234V231H136V232H132L133 231V227L131 228L132 231L129 230V226L128 227V224L130 222H133L131 220L132 217H133V213L130 212L129 209H131L130 207L128 208V206L126 207H123L122 205L124 204L122 202V204L120 203V198H121V193L119 191L120 188H118L116 185L117 184H121V182H119L117 180V178L115 179L114 178V174L115 172H112V167L113 165H111V169H105L109 171V173L111 172L113 177H110V178H114L113 179H108L106 177H108V175H110L108 173V171H105V174H107V176L105 177V179L101 176V177H93L91 176V178H83V175L82 176H78L80 177V179H76L77 181H75L76 183H74V185H72V190L74 191L73 193V196L75 198H77V202L82 205L81 207L82 208H79V211L75 210V207L73 210H75L74 212H70V214H72L73 216L75 215L76 218H75V226L72 228V232H71V235L72 234H76V235H79L80 239H79V242H77L76 244H74V246L70 247V255L66 254V253H63V252H60L59 250L56 249V251H53L54 253H51V237H62L63 233H64V224H59V225H56L53 227L50 225L49 223V220L50 218L53 216L55 218L53 219H56V217H58L57 219H60L59 216L60 215H64L65 216V212H67L66 215H68V212L71 211L72 209L70 208H73L72 206V203L73 201H71L69 199L70 202V205L68 203L65 202V200H63V195L62 193L65 191V189H67V179L68 178H71L69 175V177H66L64 178L63 177V173L61 171H59V166L55 163H52V162H40V163H36ZM94 160H102L100 159V156L98 157V159L94 158ZM106 160H108L106 158ZM137 160V159H136ZM135 160V161H136ZM185 162L189 160L188 159H183ZM194 160V158L192 159ZM191 160V162H192ZM198 160V159H197ZM207 160V159H206ZM227 160V159H226ZM262 157L261 159L259 158V160L255 163L256 165H258L259 167L261 166H264V162L261 163L262 161ZM190 161V160H189ZM196 161V160H195ZM210 161V160H208ZM224 161V160H223ZM236 161V160H235ZM77 162V161H76ZM87 162V161H86ZM89 162L88 161V164L86 165L88 167L89 165ZM98 163V165L101 163L99 161H95ZM94 162V164H95ZM190 162V163H191ZM194 162V161H193ZM202 162V160H201ZM199 161V163H201ZM205 162V161H204ZM216 162V161H214ZM219 162V161H218ZM221 162V161H220ZM237 162V161H236ZM59 163V162H57ZM69 163V162H67ZM66 163V164H67ZM71 165L72 162L70 161ZM79 163V162H78ZM82 163V162H81ZM85 163V162H84ZM134 163V162H133ZM227 163V162H226ZM233 163V162H232ZM20 164V163H19ZM24 164V163H23ZM62 164V163H61ZM60 164V165H61ZM76 164V163H75ZM74 164V165H75ZM128 164V163H127ZM142 164V163H141ZM145 163H143L142 165H144ZM198 164V163H197ZM221 164V163H220ZM234 164V163H233ZM254 164V167L256 166ZM92 165V164H91ZM97 165V167H98ZM108 165V163L106 164ZM116 165V164H115ZM196 165V164H195ZM224 166V163L222 164ZM24 166V165H23ZM63 166V165H61ZM67 166V165H66ZM78 166V165H77ZM85 166V164H84ZM101 165H99L100 167ZM130 166V165H129ZM146 166V164H145ZM215 166V165H214ZM220 166V165H218ZM257 166V167H258ZM26 167V166H25ZM24 167V168H25ZM75 167V166H73ZM72 167V168H73ZM79 167H80V164H79ZM90 167V166H89ZM88 167V168H89ZM123 167V166H122ZM139 167H140V164H139ZM137 167V168H139ZM142 167V166H141ZM226 169H230L231 167H229L228 165L226 166ZM229 167V168H228ZM64 168V167H63ZM68 168V166H67ZM66 168V169H67ZM71 168V166L69 167ZM68 168V169H69ZM78 168V167H77ZM94 168V167H92ZM102 168V167H101ZM132 168V169H131ZM147 168V167H146ZM213 168V167H212ZM211 168V170H213ZM253 168V167H252ZM26 169V168H25ZM76 169V168H75ZM81 170H83V168H80ZM80 169H79V172H80ZM100 169V168H99ZM131 170H133L134 168L133 167H130ZM145 169V168H144ZM143 169V170H144ZM195 169V168H193ZM217 169V168H216ZM225 169V170H226ZM256 169V168H254ZM253 169V170H254ZM72 170V169H71ZM68 171L69 172H71ZM86 170V169H85ZM88 171L90 169H87ZM96 170V168L94 169V171ZM112 170V171H111ZM125 170V169H124ZM130 170V172H132ZM198 170V168H197ZM195 170V171H197ZM219 170V169H218ZM221 170V169H220ZM231 170V169H230ZM252 170V169H251ZM64 169V174L67 173ZM94 171H90V172H93ZM102 170H100V173H101ZM127 172V170H125ZM141 173L143 172L142 170H140ZM152 171V170H151ZM154 171V170H153ZM199 171V170H198ZM197 171V172H198ZM202 171V170H201ZM200 171V172H201ZM214 171V170H213ZM229 171V170H228ZM77 172V171H76ZM78 172V173H79ZM117 172V170H116ZM124 172V171H123ZM137 172V171H136ZM193 172V171H192ZM246 172V171H245ZM255 173H259L261 175H264V167L263 168H258L257 170L254 171ZM77 173V175H79ZM86 173V172H85ZM122 173V172H121ZM128 173V172H127ZM158 173V171H157ZM156 174L159 175V173ZM161 173V172H160ZM224 173V172H223ZM247 173V172H246ZM250 173V172H249ZM253 173V172H252ZM82 174V173H81ZM90 174V173H89ZM96 174V173H95ZM99 173L97 172L96 175H98ZM104 174V173H103ZM102 174V175H103ZM130 174V173H128ZM144 174V172L142 173ZM164 174V173H163ZM200 174V173H199ZM218 174V173H217ZM71 175V174H70ZM117 175V174H116ZM120 175V174H119ZM133 175V174H132ZM202 175V174H201ZM232 175H234L232 173ZM243 175H244V171H243ZM246 175V174H245ZM250 175V174H249ZM255 177H256V174H254ZM252 175V176H254ZM260 175V176H261ZM100 176V175H99ZM104 176V175H103ZM123 176V174H122ZM126 176V175H125ZM134 176V175H133ZM136 176V175H135ZM135 176H134V179H135ZM139 176V175H138ZM214 176H216L214 174ZM222 176V174H221ZM236 176V175H235ZM248 176V175H247ZM77 177V178H78ZM116 177V176H115ZM121 177V176H120ZM129 177V175H128ZM146 177V176H144ZM73 178V176H72ZM138 178V177H137ZM120 180V178H118ZM129 179V178H128ZM133 180V178H131ZM240 179V178H239ZM246 179V178H245ZM69 180V179H68ZM139 180V179H138ZM143 180V178H142ZM145 180V179H144ZM248 180V178H247ZM73 181V180H71ZM70 181V182H71ZM90 181V182H89ZM104 181L106 183H109V185L106 186L109 188V190L111 191L109 193V191H106L104 190V192H100L103 190L104 188ZM127 181V179L125 180ZM124 181V182H125ZM134 181V180H133ZM132 181V182H133ZM250 181V180H249ZM69 182V183H70ZM74 182V181H73ZM138 182V181H136ZM128 183V181H127ZM126 183V184H127ZM73 184V183H72ZM103 184V185H102ZM134 184V183H133ZM146 184V183H145ZM129 185V184H128ZM253 185V184H252ZM120 187V185H118ZM138 186H141V184H139ZM106 187V188H107ZM126 187H129V186H126ZM135 187H136V184H135ZM147 188V186H145ZM107 188V189H108ZM121 188H123L124 190V187L123 185L121 186ZM150 187H148L147 189H149ZM105 189V188H104ZM142 189V188H141ZM121 190V189H120ZM134 191H136V188L135 189H132ZM131 190V191H132ZM146 190V189H145ZM122 191V190H121ZM126 191V190H125ZM150 191V190H149ZM152 191V190H151ZM141 192V191H140ZM143 192V191H142ZM71 193V192H70ZM105 193H108V197L110 196L111 200L109 201L108 200V197H106ZM128 193V192H127ZM132 193V192H131ZM139 193V192H138ZM123 194V193H122ZM130 194V193H129ZM134 194V193H133ZM137 194V192L135 193V195ZM54 195V198L52 197ZM128 195V194H127ZM151 195V194H150ZM124 196H125V193H124ZM133 196V195H132ZM131 196V198H133ZM139 196V195H138ZM143 196V194H142ZM158 196V195H157ZM70 197V196H69ZM120 197V198H119ZM129 197V196H128ZM154 197V196H153ZM54 202H53V200ZM60 198V200H59ZM104 198H106L109 202H107L106 200H104ZM139 198V197H138ZM160 198V197H159ZM143 199H144V196H143ZM162 199V198H160ZM164 199V198H163ZM59 200V201H58ZM128 200V199H126ZM131 200V199H130ZM134 200V198H133ZM142 200V199H141ZM144 203H145V199L143 200ZM162 201V200H160ZM128 202H130L128 200ZM137 202H141V201H137ZM159 202V201H158ZM165 202V201H163ZM126 203V201H125ZM133 203V202H132ZM107 205V206H110V204L114 205L113 207H115V209H112L111 207H107V208H104L103 205ZM74 205L77 207V205L75 204L74 202ZM146 205V204H145ZM79 206V205H78ZM139 206H142V203L139 205ZM138 208H141L143 209L144 207H139ZM158 206V204H157ZM135 207V206H134ZM108 208H111V209H108ZM77 209V208H76ZM134 209V208H133ZM141 211V210H140ZM140 211L138 210V212L140 213ZM147 211V210H146ZM187 211V210H186ZM190 211V210H189ZM145 211H141V213H144ZM184 213V212H183ZM135 214V213H134ZM136 214H138L136 212ZM135 214V215H136ZM187 214H188V211H187ZM190 214V213H189ZM62 215V216H63ZM139 215V214H138ZM141 215V214H140ZM146 215V214H145ZM183 215V214H182ZM70 215H68L65 219H68ZM137 216V215H136ZM142 216H144L142 214ZM187 216V215H186ZM195 216V215H194ZM138 217V216H137ZM147 218V216H145ZM185 216H183L184 218ZM186 218V217H185ZM184 218V220H185ZM135 219V218H134ZM139 219H140V216H139ZM144 219V217H143ZM190 219V218H189ZM194 220V217L192 218ZM69 220V219H68ZM141 220V219H140ZM140 220H138L136 218V221L139 222ZM148 220V219H147ZM130 221V222H129ZM134 221L136 224L137 222ZM56 222V221H55ZM60 222V221H59ZM143 222H146V220L144 219L142 222H140L138 224V226L142 227V224H144ZM182 222V221H181ZM180 222V223H181ZM187 222V221H186ZM193 222V221H192ZM135 223H132V224H135ZM142 223V224H141ZM149 223V221H148ZM183 223V222H182ZM195 223V222H194ZM193 223V224H194ZM191 224V223H190ZM146 225V223H145ZM144 225V226H145ZM182 225V224H181ZM185 225V224H184ZM198 225V224H197ZM188 226V225H187ZM71 227V225H70ZM137 227V228H139ZM146 227V226H145ZM151 227V224L149 225L148 224V228L150 229ZM144 227H142L143 229ZM147 228V227H146ZM154 227H151V229L154 231L153 229ZM136 229V227L134 226V230ZM145 229V228H144ZM147 232H149V230H147ZM146 232V233H147ZM152 231H150L149 234H151ZM155 235H157L155 232H154ZM151 236H153L151 234ZM65 237V236H64ZM155 237V236H154ZM68 238V237H67ZM72 239V238H71ZM76 239V238H75ZM156 239V238H153V240ZM74 240V238H73ZM155 241V240H154ZM154 241H152L151 243V246H150V251H151V264H158V262L160 261V256L162 255V250H161V246L160 247H156L155 246V243ZM57 242V241H56ZM54 248V247H53ZM56 248V247H55ZM59 249V247H57ZM108 253V254H107ZM241 256L243 258H247L248 257V250L246 248V244H243L241 246ZM77 259V260H76ZM255 262L254 264H264V252H261L259 253L258 251L256 252V256H255Z\"/></svg>",
	"mask_w": 264,
	"mask_h": 264
}]
</instances>
